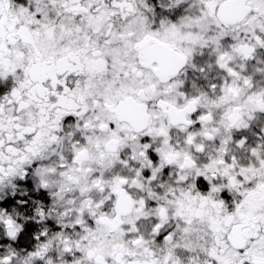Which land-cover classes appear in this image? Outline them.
Returning <instances> with one entry per match:
<instances>
[{
  "label": "flooded vegetation",
  "instance_id": "flooded-vegetation-1",
  "mask_svg": "<svg viewBox=\"0 0 264 264\" xmlns=\"http://www.w3.org/2000/svg\"><path fill=\"white\" fill-rule=\"evenodd\" d=\"M77 198L72 264H264V0H0L2 264Z\"/></svg>",
  "mask_w": 264,
  "mask_h": 264
},
{
  "label": "rangeland",
  "instance_id": "rangeland-1",
  "mask_svg": "<svg viewBox=\"0 0 264 264\" xmlns=\"http://www.w3.org/2000/svg\"><path fill=\"white\" fill-rule=\"evenodd\" d=\"M67 182L69 183L67 184V187L74 188L77 186V180L73 177H69ZM59 194L60 193H58L57 196H60ZM82 195L84 196V194ZM76 201L77 202L73 205L76 207H65L62 210H55L58 206H60V201L57 204H54V206L52 205V213L49 219L51 229L50 242L48 246H46V250L44 252V254H46L47 251V259L49 260V263L47 264L79 263L80 257L76 255L77 249L80 250L81 248L86 246H89L88 248L92 247L93 249L94 237H109V231L98 223V219H95V225L91 227L89 225H86L88 221L79 218L86 212L84 210L82 200L77 198ZM73 213L76 217L75 219L70 218V215H72ZM0 218L2 219L1 215ZM1 219L0 226L2 222ZM3 220V223L6 224V218H3ZM88 248H86L85 250H87ZM9 255L12 258V263L17 262L18 260V264H38L30 263L28 259L19 260L17 256H15V252H10ZM4 257V254L2 257L0 256L1 263H3Z\"/></svg>",
  "mask_w": 264,
  "mask_h": 264
},
{
  "label": "water",
  "instance_id": "water-1",
  "mask_svg": "<svg viewBox=\"0 0 264 264\" xmlns=\"http://www.w3.org/2000/svg\"><path fill=\"white\" fill-rule=\"evenodd\" d=\"M100 221H101L103 224H105V225H109V226L113 227V225L111 224V221H109L108 219H101ZM89 256H90V257H94V256H95V253H94L92 250H90V251H89ZM95 258H96L97 261L103 259L101 256H96ZM130 263H140V261H132V262H130Z\"/></svg>",
  "mask_w": 264,
  "mask_h": 264
},
{
  "label": "trees",
  "instance_id": "trees-1",
  "mask_svg": "<svg viewBox=\"0 0 264 264\" xmlns=\"http://www.w3.org/2000/svg\"><path fill=\"white\" fill-rule=\"evenodd\" d=\"M1 251H2V249H1V247H0V252H1ZM84 253H85V251H84V252H82V251H80V250H79V251H76V255L79 256V257H81ZM0 255H1V254H0ZM0 259H1V258H0ZM0 264H2V263H1V260H0Z\"/></svg>",
  "mask_w": 264,
  "mask_h": 264
}]
</instances>
